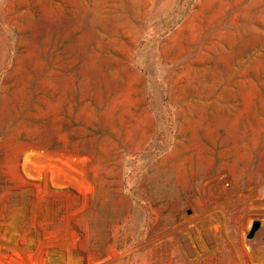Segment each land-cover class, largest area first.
Segmentation results:
<instances>
[{"label":"rangeland","instance_id":"rangeland-1","mask_svg":"<svg viewBox=\"0 0 264 264\" xmlns=\"http://www.w3.org/2000/svg\"><path fill=\"white\" fill-rule=\"evenodd\" d=\"M0 264H264V0H0Z\"/></svg>","mask_w":264,"mask_h":264},{"label":"water","instance_id":"water-1","mask_svg":"<svg viewBox=\"0 0 264 264\" xmlns=\"http://www.w3.org/2000/svg\"><path fill=\"white\" fill-rule=\"evenodd\" d=\"M260 227H261L260 221H257L254 223V225L252 227V231L249 235V239H252L255 236L256 232L260 229Z\"/></svg>","mask_w":264,"mask_h":264}]
</instances>
